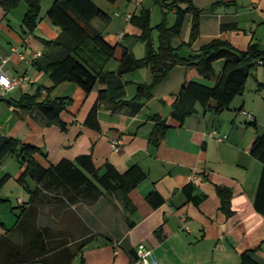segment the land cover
<instances>
[{
    "label": "crops",
    "instance_id": "crops-1",
    "mask_svg": "<svg viewBox=\"0 0 264 264\" xmlns=\"http://www.w3.org/2000/svg\"><path fill=\"white\" fill-rule=\"evenodd\" d=\"M93 1L111 17L107 25L99 19L93 21L116 46L115 57L105 69L118 70L123 47L136 57H143L146 47L138 38L141 31L126 16L138 13L142 7L150 8L153 14L152 7L146 5L147 0H142L140 5H136L135 0H122L116 6L104 0ZM191 1L204 9L200 36L193 46H181V55L195 54L215 38L228 40L241 50L251 44L264 49V0ZM54 2L42 0L39 24L33 32L23 26L28 10L26 2H21L7 16L0 7V62L6 59L4 69L9 77L27 75L32 78L6 91L0 86L3 98L0 100V134L40 147L42 153L36 157L46 167L63 159L75 161L88 154L98 168L111 163L125 172L139 165L147 178L129 192L131 207L128 209L120 191L108 192L94 204L76 202L71 206L40 197L36 201L38 225L51 227L52 239L62 240L71 251L58 250L43 260L25 264H68L71 252H76L77 243L86 237L91 239L70 264H135L141 243L153 250L159 264H239L241 254L247 250H254L256 259L264 263V212L256 203L263 164L251 153L255 140L264 132V92L258 89V83L264 81L259 80V71L256 69L254 78H250L255 81H248L244 93L236 97L230 109L216 113L198 104L196 112L183 124L172 118L173 103L182 86L191 81L210 86L216 82L204 78L194 66H176L153 90V96L143 100L142 108L135 114L130 108L113 112L101 104L92 116L103 85L90 93L73 82L47 90L53 85L50 75L35 64L43 56L45 40L55 39L61 32L48 16ZM148 2L156 4L155 0ZM175 19L176 13L171 11L169 24ZM97 20L100 25L96 24ZM191 21L189 14L176 45L189 40ZM217 65L222 71L224 61L215 63L219 74ZM124 79L129 82L126 98L132 99L137 85L150 82L152 73L150 68L144 67L126 73ZM39 90L42 97L68 99L60 114L65 129L50 123L40 109L27 110L18 105L23 94ZM242 110L251 112L254 119ZM153 115L170 126L159 144L151 140L157 123ZM253 121L257 127L250 124ZM115 137L123 142L120 152L111 147L110 141ZM23 172L24 167L16 157L10 156L0 163V179L9 174L0 187V198L10 199L2 205L14 215L11 224L0 218V238L17 245L24 244L25 234L8 230L16 223V214L28 207L32 193L39 186L30 174L24 183L20 182ZM188 185H194L195 194L203 197L200 203L187 199L184 189ZM219 186L232 192L231 214L221 208ZM154 191L159 195L157 206L148 199ZM12 207L17 208L12 210ZM5 260L4 251L0 249V261Z\"/></svg>",
    "mask_w": 264,
    "mask_h": 264
},
{
    "label": "trees",
    "instance_id": "trees-1",
    "mask_svg": "<svg viewBox=\"0 0 264 264\" xmlns=\"http://www.w3.org/2000/svg\"><path fill=\"white\" fill-rule=\"evenodd\" d=\"M110 6H116L122 0H104ZM161 7L163 19L153 26L152 10L142 7L138 13L132 14L130 23L140 29L138 38L145 43L146 53L138 58L133 52L123 47L120 66L117 71H107V63L115 57L116 46L112 45L104 36L101 29L94 26L93 21L99 19L105 25L111 17L93 0H55L48 11L52 23L60 28L58 37L45 40V49L40 60L35 62L39 70L50 75L53 82L51 90L59 84L73 82L85 92L90 93L98 85L104 87L98 91V99L91 115H95L99 106L104 104L113 112L123 108H130L137 113L143 106V100L153 96V90L164 82L171 71L178 65L194 66L206 79H215L213 86L191 81L185 83L176 94L173 103L172 118L180 124L196 112L199 104L205 110L216 113L230 109L237 96L244 93L250 78H254L255 71L260 64H264V49L258 44H251L248 49L241 50L231 42L222 38H215L202 45L199 51L189 56L180 54L183 45L193 46L200 36L201 15L204 9L196 7L191 0H155ZM21 2H26L28 10L23 17L26 31L33 32L38 27L42 9V0H0V7L6 16ZM183 3L187 5L182 6ZM175 11V22L169 24L168 15ZM192 16L190 37L188 41L176 45L188 15ZM158 32V44L154 41V32ZM224 61L222 71L217 74L215 63ZM148 67L152 79L148 83L137 85L136 95L132 99L126 98V87L129 84L124 75L133 70ZM258 89L264 92V83H258ZM0 100H3L0 97ZM67 98L55 100L42 97L39 90L34 94L25 93L18 101L24 109H40L50 123H56L65 129L66 124L60 119V114L69 103ZM152 119L157 123L152 131L151 140L159 144L166 136L169 125L157 115ZM254 119V118H253ZM257 127L255 121L250 123ZM42 153L35 144L22 142L12 136L0 134V163L8 157L18 159L24 172L20 182L31 175L38 182V188L32 193L27 206L16 214V223L8 231H20L25 234L23 245H17L7 238H0V249L4 251L5 261L0 264H25L43 260L58 250H70V247L54 241L53 229L49 226L38 225V207L36 201L41 197L48 202H61L71 206L76 202L94 204L108 192L120 191L126 200V208L131 207L129 192L147 178L146 172L139 166L133 165L125 172H120L113 164L106 163L103 168L95 166L91 155L77 157L75 161L63 159L56 165L44 166L36 155ZM252 155L263 164L261 180L257 191V206L264 212V132L255 140ZM9 177L6 174L0 179V187ZM184 192L189 201L200 203L203 199L195 194V186L188 185ZM221 198V208L231 214V190L218 187ZM149 201L157 206L159 195L151 192ZM10 199L0 198V203ZM17 207H12L15 210ZM1 224V222H0ZM3 224V223H2ZM91 239L86 237L77 243V251L71 252L68 264L76 253ZM137 255V254H136ZM136 258V257H135ZM239 264H264L254 256V250H247L241 254Z\"/></svg>",
    "mask_w": 264,
    "mask_h": 264
},
{
    "label": "built area",
    "instance_id": "built-area-1",
    "mask_svg": "<svg viewBox=\"0 0 264 264\" xmlns=\"http://www.w3.org/2000/svg\"><path fill=\"white\" fill-rule=\"evenodd\" d=\"M142 0H135L136 5H140ZM132 13H128L126 16L127 20H131ZM124 33H121L120 35L123 36ZM22 58H25L24 55H21ZM6 62V59H4L2 62H0V86L3 91H6L10 88H13L16 85H20L23 83H28L32 81V78L23 75L15 78L9 77L7 72L4 69V63ZM242 113L247 115L250 119H253V115L251 112L247 110H242ZM216 134V132H214ZM111 147L115 152H120L122 149V140L120 137L112 138L111 141ZM135 264H159L157 261L154 252L151 248H149L146 244L141 243L138 245L137 248V255L134 259Z\"/></svg>",
    "mask_w": 264,
    "mask_h": 264
},
{
    "label": "rangeland",
    "instance_id": "rangeland-1",
    "mask_svg": "<svg viewBox=\"0 0 264 264\" xmlns=\"http://www.w3.org/2000/svg\"><path fill=\"white\" fill-rule=\"evenodd\" d=\"M148 1H150V0H147L146 5L151 6L153 9L151 23L153 26H156L163 19L162 10H161V7L159 5L154 4V2L149 3ZM170 12H169V14H170ZM96 24L100 25V22L97 20ZM154 41L157 45L158 44V32L157 31L154 32ZM217 69H218V72L220 73L221 70H220V67L218 65H217ZM258 71H259V80L264 81V64L259 65L257 67V72ZM249 81H255V80L250 79ZM13 196H14V200L17 201V198L15 197L16 195H13ZM4 203H6V202H4ZM4 203H0V218H1V220L6 221L8 224H11L14 221V215L10 212L8 207L6 208L2 205Z\"/></svg>",
    "mask_w": 264,
    "mask_h": 264
}]
</instances>
